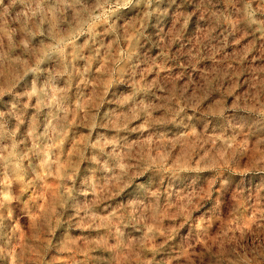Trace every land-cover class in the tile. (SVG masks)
I'll use <instances>...</instances> for the list:
<instances>
[{
	"label": "rangeland",
	"instance_id": "obj_1",
	"mask_svg": "<svg viewBox=\"0 0 264 264\" xmlns=\"http://www.w3.org/2000/svg\"><path fill=\"white\" fill-rule=\"evenodd\" d=\"M0 264H264V0H0Z\"/></svg>",
	"mask_w": 264,
	"mask_h": 264
}]
</instances>
